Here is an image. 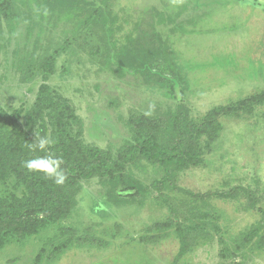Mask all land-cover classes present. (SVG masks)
<instances>
[{"label": "rangeland", "instance_id": "374dc122", "mask_svg": "<svg viewBox=\"0 0 264 264\" xmlns=\"http://www.w3.org/2000/svg\"><path fill=\"white\" fill-rule=\"evenodd\" d=\"M107 3L114 22L103 35L108 34L117 47L131 34L138 49L152 48L159 30L154 8L175 18L173 28L160 29L172 47L175 70L165 71L173 82H159L140 72L120 79L102 55L98 59L91 55L85 34L71 20L38 14L34 5L27 6L28 0H17L31 18L14 33L5 28L0 43V107L23 106L19 126H24L42 83L41 72L22 82L19 63L28 50L37 55L58 51L55 72L48 79L54 98L73 106L80 119L73 127L78 139L115 156L133 140L135 123L169 105L184 103L195 123L206 120L216 107L234 106L237 114L220 115L214 122L217 139L210 151L205 149L204 163L183 171L179 184L193 192L242 185L257 192L258 207L264 208V0ZM51 130L45 114L31 143L35 133L50 138ZM207 140L202 137L201 145ZM126 172L147 186L162 174L158 165L143 158L128 163ZM107 188L105 179H81L67 218L54 221L41 215L2 230L0 264H33L41 249L45 251L41 264H170L180 246L175 228L150 230L154 223L173 220L158 193L150 189L145 196L133 197L120 186L118 191L127 200L113 204ZM9 189L0 185L1 194ZM165 192L176 202L179 220L202 222L196 216L206 211L212 215L210 223L219 228L199 229L180 264H264V244L237 249L241 233L261 218L258 209L249 208L245 193L238 198L196 200L180 191ZM220 237L232 250L228 258L220 256Z\"/></svg>", "mask_w": 264, "mask_h": 264}, {"label": "trees", "instance_id": "16d2710c", "mask_svg": "<svg viewBox=\"0 0 264 264\" xmlns=\"http://www.w3.org/2000/svg\"><path fill=\"white\" fill-rule=\"evenodd\" d=\"M107 0H28L27 6H35L40 14H55L58 18L71 20L79 31L85 34L90 45V53L94 58L102 55L108 60L110 71L120 79L130 74L142 73L159 82H173L171 73L175 70L170 39L161 32V28L171 26L175 18L164 11L154 8L153 13L159 27L157 39L152 48L141 51L133 35H127L126 42L117 47L103 33H108L114 22L108 11ZM31 18L27 7L17 4V0H0V43L5 28L14 33ZM5 26V27H4ZM58 51L37 55L28 50L20 59L19 69L22 82L33 80L38 72L42 73L34 104L28 112L24 126H19L23 116V106L10 110L0 107V185L10 189L0 193V232L4 229L17 227L33 217L44 216L49 220H59L71 215L76 203L74 188L81 179L98 177L108 182L106 194L113 204L125 203L124 193L118 188L125 187L126 195L133 197L145 196L153 189L160 200L170 210L173 220L169 223H154L150 230H165L174 227L179 237V250L170 264H180L188 254L194 236L199 229L218 225L210 223L212 215L200 212L196 218L202 222H185L181 218L179 208L166 190L183 192L192 199L206 200L213 196L218 198H238L243 192L249 198L250 209H258L261 218L240 235L241 244L238 251L247 245L264 244V208L258 207L260 202L257 192L242 185L233 186L223 191L193 192L183 189L179 184L180 174L193 166L204 163L205 149L211 150L217 139L214 122L220 115L238 113L234 106H219L212 109L201 123L190 118L189 108L184 103L169 105L158 114L147 119H140L133 125V140L126 144L115 156L110 150L85 144L73 133V127L80 124L73 106L66 100L54 98V91L48 83L49 76L55 72ZM159 64V68L155 66ZM168 69L169 72L165 71ZM260 96L253 99L259 100ZM249 103V101H246ZM52 126L50 139L52 144L48 152L63 160L62 168L67 179L63 185L55 184L43 173L29 172L22 162L43 156L44 153L29 149L32 133L40 125L44 115ZM207 137L202 146L200 139ZM138 158L158 165L162 174L151 185H145L140 179L126 172V165ZM24 190L20 195L19 191ZM30 218V219H29ZM222 243L220 256L228 258L232 255L231 248L220 237ZM66 246V245H65ZM64 247V246H61ZM44 249L36 255L33 264H41Z\"/></svg>", "mask_w": 264, "mask_h": 264}, {"label": "clouds", "instance_id": "9594fccd", "mask_svg": "<svg viewBox=\"0 0 264 264\" xmlns=\"http://www.w3.org/2000/svg\"><path fill=\"white\" fill-rule=\"evenodd\" d=\"M52 140L47 136L35 133L34 142L29 145L33 152L44 153L43 156H36L22 162L23 167L29 172L43 173L57 185H63L67 179L65 170L62 168L63 160L48 152Z\"/></svg>", "mask_w": 264, "mask_h": 264}]
</instances>
